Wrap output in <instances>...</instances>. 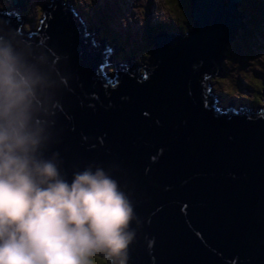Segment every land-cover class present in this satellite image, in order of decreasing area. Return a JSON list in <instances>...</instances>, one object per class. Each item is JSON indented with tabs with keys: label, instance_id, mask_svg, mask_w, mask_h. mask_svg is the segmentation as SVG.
<instances>
[{
	"label": "water",
	"instance_id": "obj_1",
	"mask_svg": "<svg viewBox=\"0 0 264 264\" xmlns=\"http://www.w3.org/2000/svg\"><path fill=\"white\" fill-rule=\"evenodd\" d=\"M61 2L42 7L43 20L28 32L15 16L24 0L0 12V41L41 81L34 99L40 155L54 159L69 182L90 166L119 180L138 217L127 264H264V119L247 109L218 118L202 99L205 75L219 98L211 80L227 45L247 28L242 0H189L194 27L159 30L148 61L122 65L130 71L120 69L115 88L97 78L110 43L85 34L84 21ZM45 39L61 63L36 43ZM114 160L121 167H111Z\"/></svg>",
	"mask_w": 264,
	"mask_h": 264
},
{
	"label": "clouds",
	"instance_id": "obj_2",
	"mask_svg": "<svg viewBox=\"0 0 264 264\" xmlns=\"http://www.w3.org/2000/svg\"><path fill=\"white\" fill-rule=\"evenodd\" d=\"M81 20L85 34L111 42ZM40 83L34 66L0 41V264H127L138 223L133 200L103 167L69 182L54 159L40 155Z\"/></svg>",
	"mask_w": 264,
	"mask_h": 264
},
{
	"label": "rangeland",
	"instance_id": "obj_3",
	"mask_svg": "<svg viewBox=\"0 0 264 264\" xmlns=\"http://www.w3.org/2000/svg\"><path fill=\"white\" fill-rule=\"evenodd\" d=\"M27 1V5L24 2L27 11L23 15L25 21H28V24L23 25L26 32L40 25L43 18L42 7L51 5V0ZM66 1L76 16L87 20L89 28H99L98 36L110 34L108 40L111 41L109 48L113 52L110 57L112 63L127 60L128 63L134 61L138 66H143L145 57L150 56L153 49L151 41L158 35L152 34L151 28H157L159 24L177 28L184 21L183 13L187 10L182 3L176 2L178 0H62L61 4ZM258 1L242 0L238 8L242 17L248 15L243 12L249 8L248 4L256 7ZM12 5V0H0V11L3 8L11 10ZM252 18V14L249 18H243L247 26L245 31H248L249 36L242 35L243 30H240L239 35L227 45L223 53V68L212 79V83L225 106L239 108L245 104L246 109L251 105L253 110L258 111L264 107V19L257 25L259 28H254L253 23L250 30L247 23ZM193 27L192 22L188 32ZM111 29L118 31V39ZM130 50H133L132 56H129ZM106 71L113 74L115 67L112 65Z\"/></svg>",
	"mask_w": 264,
	"mask_h": 264
},
{
	"label": "snow or ice",
	"instance_id": "obj_4",
	"mask_svg": "<svg viewBox=\"0 0 264 264\" xmlns=\"http://www.w3.org/2000/svg\"><path fill=\"white\" fill-rule=\"evenodd\" d=\"M47 20V18H46ZM46 20L43 23H46ZM83 23V21H81ZM9 25L10 22H7ZM17 29V28H16ZM19 30V29H17ZM36 43L42 44L50 49V51L53 53V55L57 58L58 62L61 63V60L65 59L62 56H59L54 53V50L48 45L47 40L45 39L42 43L37 41ZM95 46V43H94ZM111 48H107L105 51V59L98 65L97 67V78L101 81L102 86L105 88L109 87H118L120 82H121V68H123V72L125 74L129 73V69L126 66H118L115 74L114 75H109L108 72L106 71L107 69H110L112 67L111 61L109 59L111 55ZM198 67V66H196ZM215 74V73H213ZM133 76L135 75L134 73L132 74ZM142 80H147L148 79V74H145L143 77H141ZM211 77L208 75H205L203 77L204 83L201 85L202 87V99H203V106L206 110L211 111L214 113L216 117H228L231 119V116H239L242 112L246 111L245 109L242 108H236V107H231V108H224L221 106L219 98L213 94V88L211 84H208L207 81L210 80ZM67 87V84H65V88ZM62 97V95H61ZM93 99H96L98 97L93 94L92 96ZM58 113H62V106H61V98L59 101V107L57 109ZM145 115H148V113H145ZM256 116L260 119H264V109H260L257 113ZM248 119H252V114L249 112L248 113ZM101 144H103V138H100ZM153 161L156 160V157L154 156ZM111 167L114 168H119L121 167V164L118 160H114L111 162ZM187 204H183L181 206V211L186 215L187 214ZM148 223H151V219L149 218ZM197 235H199L197 233ZM154 243V240L150 241V246L151 244Z\"/></svg>",
	"mask_w": 264,
	"mask_h": 264
},
{
	"label": "trees",
	"instance_id": "obj_5",
	"mask_svg": "<svg viewBox=\"0 0 264 264\" xmlns=\"http://www.w3.org/2000/svg\"><path fill=\"white\" fill-rule=\"evenodd\" d=\"M178 4H180V3H182L183 4V6H185L186 7V9L187 10H185V12L183 13V22L182 23H180L181 25H183V26H178L177 28H171V27H169L167 24H159L160 26L159 27H157V28H152V29H154L153 31H156L157 29H164V30H166V31H172V30H177L178 32H182V34H184V33H186V32H188V28L189 27H191L192 26V19H191V5H190V2H189V0H178V1H176ZM249 5V8L246 10V11H243L244 13H246V14H248V15H250V14H252V16L254 17V18H252V19H250V20H248V27L250 28V30H251V27H252V24L254 23V28H259V27H257V25L259 24L260 25V23L259 22H261L263 19H264V3H263V1L262 0H259L258 1V4H257V6L256 7H254L253 5H250V4H248ZM263 5V6H262ZM184 10V9H183ZM250 10H253V11H250ZM182 27V28H181ZM109 30V29H108ZM258 30H260V29H258ZM111 32H113L114 33V35L117 37V39H118V35L119 34H117L118 33V31H116V30H113V29H111ZM247 32V33H246ZM242 35H247L248 34V31H243L242 33H241ZM108 35V36H107ZM107 35H105L108 39H109V37H110V34H107ZM249 35H247V37H248ZM120 38V37H119ZM153 46V45H152ZM135 51V50H134ZM136 52V51H135ZM132 54H133V50L131 51H129V56L131 55L132 56ZM148 57H149V55L147 56V57H145L146 59L144 60V62H146V61H148ZM109 59H110V57H109ZM264 96V95H263ZM262 96V97H263ZM263 99V98H262ZM253 102H254V100H252ZM263 101H264V99H263Z\"/></svg>",
	"mask_w": 264,
	"mask_h": 264
},
{
	"label": "bare ground",
	"instance_id": "obj_6",
	"mask_svg": "<svg viewBox=\"0 0 264 264\" xmlns=\"http://www.w3.org/2000/svg\"><path fill=\"white\" fill-rule=\"evenodd\" d=\"M0 12H4V11H0ZM191 12H192V10H191ZM243 21H244V20H243ZM22 26H23V25H21V27H22ZM161 30H162V29H161ZM190 30H191V29H190ZM190 30H189V31H190ZM162 31H163V30H162ZM109 46H110V45H109ZM109 46H108V47H109ZM152 50H153V49H152ZM151 52H152V51H150V55H151ZM219 72H220V71H219ZM218 74H219V73H218ZM215 77H216V76H214V78H215ZM250 103H252V102H250ZM252 104H254V103H252ZM254 106H256V104H254ZM239 108L246 109L245 104H244L243 106H240ZM253 109H254V108H253V106H251V105H250L249 109L247 108V110L255 111V110H253Z\"/></svg>",
	"mask_w": 264,
	"mask_h": 264
},
{
	"label": "flooded vegetation",
	"instance_id": "obj_7",
	"mask_svg": "<svg viewBox=\"0 0 264 264\" xmlns=\"http://www.w3.org/2000/svg\"><path fill=\"white\" fill-rule=\"evenodd\" d=\"M27 3H28V1H27ZM26 11H27V9L26 10H22V13L23 14H25L26 13ZM26 24H28V21H27V23Z\"/></svg>",
	"mask_w": 264,
	"mask_h": 264
}]
</instances>
